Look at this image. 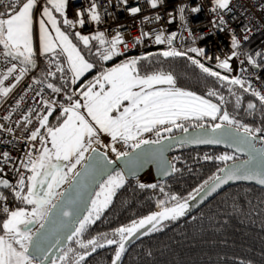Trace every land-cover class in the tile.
<instances>
[{"label": "snow or ice", "instance_id": "6c2138e0", "mask_svg": "<svg viewBox=\"0 0 264 264\" xmlns=\"http://www.w3.org/2000/svg\"><path fill=\"white\" fill-rule=\"evenodd\" d=\"M120 2L128 4V0ZM147 2L156 9L163 0ZM231 3L232 0H215L212 11H232ZM68 5L69 0H44L43 4L40 0H0V103L5 102L26 77L36 72L38 52L47 58L46 68L41 69L38 76L31 77V84L12 110L20 108L28 92H34L33 106L15 122L17 128L23 124L28 133L23 138L29 145L28 150L18 161L7 151L0 153V214L4 216L0 220V264H90L88 258L99 249L113 246L111 264H123L133 240L165 231L170 224L189 214L192 201L199 198L202 204L230 183L249 182L264 189V127H252L231 116L222 108L228 101L215 89H210L207 97H215L219 103L177 87L172 71L156 69L141 73L139 65L141 61L151 63L153 55L165 59L186 58L201 73L227 87L235 97L236 107L241 106L242 97L233 91L234 87L238 86L244 93L251 92L259 100L262 111L264 94L252 89L241 76L230 77L206 66L199 59H212L205 55V49H178L173 46L176 34L166 37L162 32L154 36V42L166 44L168 50L128 58L80 83L95 67L87 55L111 61L123 55L120 46L127 47V44L119 33L109 39L104 31L92 35L74 31L77 25L82 29L89 22L100 24L102 18L97 5L91 2L86 12L78 11L73 20L67 14ZM38 7V17L34 18ZM140 11L139 6L129 8L133 16ZM191 11L198 13L200 8L194 7ZM179 12L183 19L184 8ZM212 23L214 28L223 31L221 26H226L227 22L221 15L218 23L216 20ZM142 37L150 38L146 32H142ZM243 39L248 40V36L244 35ZM142 42L136 41L137 44ZM231 48L228 58H216V68L226 73L233 71L230 61L242 54L239 51L241 41L235 34L231 37ZM83 49H87V53ZM255 57H260L261 62L252 55H247V62L255 68L264 66V55L257 52ZM244 71L247 70L241 69ZM76 85L79 87L74 88ZM45 89L56 96L63 94L67 103H57L51 95L46 98ZM35 97H39V101ZM256 108L255 103L247 104L250 112ZM11 118V113L4 117L5 120ZM206 120L216 123L206 126ZM189 121L198 122L192 124L196 132H189L186 126ZM34 122L36 127L29 131ZM177 129L182 136L171 135ZM0 131L16 138L11 127L0 124ZM148 133L156 138H146ZM102 136L110 137L111 142L104 143ZM164 140L169 143L164 144ZM118 144L132 149V153L118 149ZM184 145H224L236 153L246 154L248 159L237 163L233 154L217 157L206 154L203 160H217L227 166L221 167L187 197L169 194L160 187L165 198L157 200L156 211L110 233L86 238L85 234L102 220L118 191L127 183L125 173L112 167L114 161L108 159L109 152L125 163L131 175L143 163L154 161L164 175L171 176L182 170L169 161L165 153L174 146ZM229 161L233 163L228 164ZM5 167L14 170L15 183L6 178ZM66 184L69 187L64 189ZM137 186L141 190L158 187L156 183H138ZM9 194L23 206L10 209L6 203ZM239 264L244 261L240 260Z\"/></svg>", "mask_w": 264, "mask_h": 264}, {"label": "trees", "instance_id": "16d2710c", "mask_svg": "<svg viewBox=\"0 0 264 264\" xmlns=\"http://www.w3.org/2000/svg\"><path fill=\"white\" fill-rule=\"evenodd\" d=\"M260 41L258 40L257 43ZM83 51L87 53V49ZM151 53L156 54L159 51ZM86 58L95 64L92 74L101 71V66L114 65L124 60L118 57L111 63L102 62V64L95 55H87ZM151 61V63L141 61L139 65L141 73L156 69L172 71L177 78V87L194 91L214 103H219L215 97H207V92L215 89L228 101L222 105V108L231 116L249 126L264 127V111L259 100L252 96L251 92L244 93L238 86L234 87L233 91L242 97L241 106L236 107L235 97L231 96L227 87H222L221 82L201 73L186 58L165 59L153 55ZM249 102L257 105L254 112L247 109ZM213 123L216 122L209 120L206 125ZM186 126L189 129L193 128L191 123H186ZM179 133L181 130L177 129L171 135ZM155 138V135L150 136V139ZM206 154L212 157L233 154L237 157L236 161L241 160L236 154L224 149L212 147L193 149L188 146L175 149L171 160L182 172L175 173L169 180L156 183L158 187L155 190L139 189L138 183H143L140 179L127 181L125 187L118 191L112 206L104 213L102 220L97 221L96 225L85 234L86 238L100 233H110L133 219L156 211L157 200L165 198L159 191L160 187L169 194L187 197L196 187L215 175L221 167L227 166L217 160H203L202 157ZM262 202H264V189L257 185L228 186L189 212L180 221L170 224L165 231L138 239L128 250L123 264H239L240 260H243L244 264H264V203ZM17 207H21L18 201ZM193 216L196 217L195 220L192 219ZM3 218L4 216H0V220ZM113 255L114 246L89 257L88 261L90 264H111Z\"/></svg>", "mask_w": 264, "mask_h": 264}, {"label": "built area", "instance_id": "2783aa9c", "mask_svg": "<svg viewBox=\"0 0 264 264\" xmlns=\"http://www.w3.org/2000/svg\"><path fill=\"white\" fill-rule=\"evenodd\" d=\"M97 5L98 11L101 15L102 22L98 25V31H104L109 39L115 34H121L127 47L120 46L124 60L131 57H140L147 55L152 51L168 50V46L157 45L154 42V36L162 32L166 37L175 33L177 39L173 42V46L182 49L188 47H198L205 49V55L211 56V60L199 58L205 63L206 66L212 67L214 70L221 71L222 74L229 75L230 77L241 76L252 85V89L260 91L264 94V66L255 68L247 62V55H252L261 62L260 57H255V53L260 52L264 55V0H232L230 7L232 11L221 12L217 10L213 12L215 0H163V3L158 4L156 9L150 7L147 0H128V4L124 5L120 0H91ZM42 4V3H41ZM89 4L85 0H74L69 7L67 14L69 18L75 20L78 11L87 10ZM139 6L140 13L133 16L129 12V8ZM183 7V19L179 9ZM199 7L198 13H193L192 8ZM223 16L227 22L223 31H219L213 27V20L219 21V16ZM159 16V19L156 17ZM87 18V17H86ZM79 26V25H77ZM245 26L251 28V31H246ZM83 35L92 34L95 32L93 22H89L86 26L79 30ZM142 32L149 33L148 39L142 37ZM191 33V35L189 34ZM235 34L241 41V56L230 61L233 71L226 73L222 69H217V57L220 60L226 59L231 55V37ZM244 35L248 36V40H244ZM203 37L204 39H201ZM143 40L141 44L136 41ZM193 40L195 41L193 43ZM261 40L260 43H257ZM189 55H195L189 53ZM117 57V58H118ZM115 58V57H114ZM113 58V60H114ZM106 61V63H111ZM240 60H244L241 64ZM38 68L36 72L26 77L24 81L18 86L15 92L7 98L3 103H0V124L5 128L11 127L15 132L14 138L6 131H0V153L7 151L17 161L24 158L25 152L28 150L29 145L24 142L23 138L27 137V132L24 131V125L21 124L19 128L16 127L15 122L22 119V116L27 113V110L33 106L34 92H28L24 101L21 103L19 109L13 112L16 106V101L24 95V91L29 84H31V77L38 76L41 69L47 66V58L37 53ZM105 62V61H102ZM241 69L247 71L241 72ZM36 86L33 85V88ZM46 98L48 95L53 96L57 103L64 101L63 94L56 96L51 94L50 90L45 89ZM39 101V97H35ZM59 111V110H58ZM11 113V120H5L4 117ZM55 115V114H54ZM36 127V123L29 126V131ZM19 138V139H17ZM117 148L132 153V149L118 144ZM114 158L115 154L113 153ZM7 172V179L15 183L16 174L14 170L5 167ZM6 191V190H5ZM7 194V193H6ZM16 200L9 194L7 205L10 209L16 208ZM3 216V214H0Z\"/></svg>", "mask_w": 264, "mask_h": 264}, {"label": "water", "instance_id": "95a60500", "mask_svg": "<svg viewBox=\"0 0 264 264\" xmlns=\"http://www.w3.org/2000/svg\"><path fill=\"white\" fill-rule=\"evenodd\" d=\"M205 125H206V124H205ZM206 126H207V125H206ZM196 131H197V129H195V128L189 129V132H196ZM182 135H183V133L181 132V133H179V134H175V135H173V136L180 137V136H182ZM163 143H164V144H168L169 141L164 140ZM184 146H188V147L193 148V149H201V148H208V147L218 148V149H224V150H226V151H229V152H232V153L236 154L238 157L241 158V160L236 161L237 163H239V162H243V161H245V160L248 159V156H247L246 154H243V153H236L232 148H226V147H224V145H199V146H197V145H191V146H189V145H184ZM260 146H261V145L257 144V147H260ZM153 147H158V146H153ZM177 148H180V147H179V146H174V147H172L170 150H168V151L165 153V156L167 157V159H168L169 161L172 162V160H171V155H172L173 151H174L175 149H177ZM108 159L113 160V159L109 158V156H108ZM113 161H114V164L112 165V167H114L117 171H122V172H124L125 175H126V177H127V181L141 179V178L144 177L147 173H151V174L153 175V183H160V182H164V181H166V180L171 179V178L173 177V175H174V174L171 175V176H166V175H164L163 172H162V169H161L160 167H158L157 163L154 162V161H150V162H145V163H143V166H142V167H138V169H137V171L135 172V174H134V175H131V174L128 173V169L126 168L125 163H124L123 161H121V160H117V159H116V160H113ZM230 164H232V163H230ZM239 184H254V183H249V182L230 183V184H228V185H225L224 188H226V187H228V186H232V185H239ZM254 185H256V184H254ZM257 186H259V185H257ZM68 187H69V185H68L65 189H67ZM259 187H260V186H259ZM224 188H222V189H224ZM222 189H221V190H222ZM221 190H220V191H221ZM220 191H219V192H220ZM217 193H218V192H217ZM217 193H214L213 195L209 196V197H208V198H207L202 204H204L205 202H207L208 200H210V199H211L215 194H217ZM191 203H192V209H191L190 212H192V211L195 210L197 207H199L200 205H202L201 203H199V198H198L196 201H192ZM137 240H138V239H135V240H133V241L129 244V246H128V250L131 248V246H132ZM108 249H109V248L99 249V250L97 251V253H95L93 256H95V255H97V254H99V253H101V252H104V251H106V250H108ZM127 252H128V251H127ZM127 252H126V254H127ZM126 254H125V255H126ZM124 258H125V256H124ZM124 258H123V260H124Z\"/></svg>", "mask_w": 264, "mask_h": 264}, {"label": "rangeland", "instance_id": "374dc122", "mask_svg": "<svg viewBox=\"0 0 264 264\" xmlns=\"http://www.w3.org/2000/svg\"><path fill=\"white\" fill-rule=\"evenodd\" d=\"M74 1V0H73ZM73 1H71L70 2V5H71V3L73 2ZM86 1V3L87 4H90L91 3V0H85ZM70 7V6H69ZM68 10V9H67ZM36 17H38V16H34V18H36ZM93 24H94V28H95V32L94 33H92V34H95L96 32H98V28H99V24H96V23H94L93 22ZM79 26H77V28L74 30V31H78L79 30ZM81 29V28H80ZM34 31H35V26H34ZM82 34V33H81ZM91 33L90 34H87V35H92ZM93 45L95 46V42H93ZM117 57H115L114 59H116ZM100 61V60H99ZM125 60H122V61H120V62H118L117 64H120V63H122V62H124ZM101 63H102V61H100ZM103 64V63H102ZM117 64H114V65H110V66H101L102 67V69H101V71H103L104 69H106V68H110V67H114V66H116ZM100 70H99V72H101ZM92 72H94V70H92L91 72H89V73H87L83 78H82V80H81V82L80 83H84L85 81H88V80H91V79H93L94 78V76L95 75H97V74H92ZM90 74H91V76H90ZM83 80H85V81H83ZM75 87V86H74ZM78 87H79V85H78ZM204 122H208L207 120L206 121H204ZM186 123H191V124H194V123H198V122H195V121H189V122H186ZM152 135H154L153 133H148V134H146V138H149L150 139V136H152ZM166 135V134H165ZM102 138V140H103V142L104 143H110L111 141H110V137H107V136H102L101 137ZM101 151H105V149H101ZM108 156H109V158H111V159H113V160H116V158H114V155H113V153H111V152H109L108 153ZM140 182H143V183H153V175L151 174V173H147L144 177H142L141 179H140ZM68 185L66 184V185H64V189L67 187ZM63 190V189H62ZM18 203H20L19 201H18ZM23 205H21V207H22Z\"/></svg>", "mask_w": 264, "mask_h": 264}, {"label": "crops", "instance_id": "0c3cea01", "mask_svg": "<svg viewBox=\"0 0 264 264\" xmlns=\"http://www.w3.org/2000/svg\"><path fill=\"white\" fill-rule=\"evenodd\" d=\"M43 1H44V0H40V2H43ZM71 1H73V0H69L68 9H69V6H71V5H70V2H71ZM72 3H73V2H72ZM72 3H71V4H72ZM39 10H40V9H39V7H38V8L35 10L34 16H35V15L38 16V14H39ZM67 11H68V10H67Z\"/></svg>", "mask_w": 264, "mask_h": 264}]
</instances>
